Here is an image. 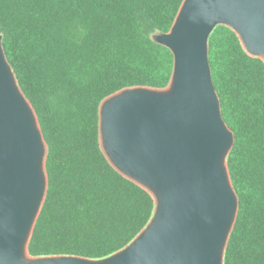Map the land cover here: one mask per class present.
Wrapping results in <instances>:
<instances>
[{"label":"trees","instance_id":"1","mask_svg":"<svg viewBox=\"0 0 264 264\" xmlns=\"http://www.w3.org/2000/svg\"><path fill=\"white\" fill-rule=\"evenodd\" d=\"M183 0H0L2 48L47 145L48 187L28 245L32 257L99 260L149 223L155 202L100 147L99 108L128 88H166L167 33ZM222 118L233 133L226 159L238 212L223 264H264V62L230 28L208 38Z\"/></svg>","mask_w":264,"mask_h":264},{"label":"water","instance_id":"2","mask_svg":"<svg viewBox=\"0 0 264 264\" xmlns=\"http://www.w3.org/2000/svg\"><path fill=\"white\" fill-rule=\"evenodd\" d=\"M218 25L264 62V0H183L170 30L152 36L173 54L169 85L123 89L100 104L103 154L155 209L128 245L99 260L28 253L48 187L47 145L0 35V264H223L239 203L226 163L234 136L208 58Z\"/></svg>","mask_w":264,"mask_h":264}]
</instances>
